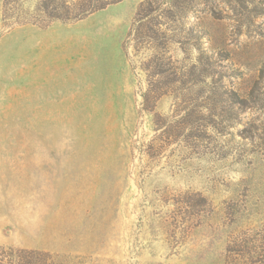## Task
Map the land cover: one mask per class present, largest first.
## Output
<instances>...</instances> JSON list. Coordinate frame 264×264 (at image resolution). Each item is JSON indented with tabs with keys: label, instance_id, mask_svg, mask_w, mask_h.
Returning a JSON list of instances; mask_svg holds the SVG:
<instances>
[{
	"label": "rangeland",
	"instance_id": "rangeland-1",
	"mask_svg": "<svg viewBox=\"0 0 264 264\" xmlns=\"http://www.w3.org/2000/svg\"><path fill=\"white\" fill-rule=\"evenodd\" d=\"M60 1L13 0L4 21L0 0V245L250 264L257 240L262 257L264 0H160L171 62L156 76L130 34L145 0L41 19Z\"/></svg>",
	"mask_w": 264,
	"mask_h": 264
},
{
	"label": "trees",
	"instance_id": "trees-1",
	"mask_svg": "<svg viewBox=\"0 0 264 264\" xmlns=\"http://www.w3.org/2000/svg\"><path fill=\"white\" fill-rule=\"evenodd\" d=\"M12 1L13 0H3L2 19L4 21L13 17L12 13L8 11V7ZM109 2L108 0H82L76 6V4H67L65 0H61L58 6L59 10L51 12L42 7H37V10L41 11L39 16L43 20L50 21L52 19H59L62 21H69L81 18L85 14L96 9L103 8ZM161 3L160 0L142 1L136 10L133 21L134 24L130 31V34H133L135 40V51H139L141 48L147 46V48H151L154 51L151 57L152 59L141 64V68L147 71V73L149 72L150 76L160 75L162 72L166 71L164 70L165 65L171 62V56L167 55L169 47L167 46L168 40L172 36L171 29L168 26H162V23L156 20V16L161 12ZM136 24L137 26H135L134 29V25ZM149 62H152L154 66L149 64ZM158 66L162 69L157 70L156 67ZM167 70L170 69L168 68ZM148 91L149 90L146 89L143 93V109H149L148 99L151 97ZM157 95L159 94L152 97L156 98ZM262 246V241L257 242V240H250L245 242V245L241 246L243 249H240V251H246L251 258L249 260L241 258V260L247 261L250 264H264V254L262 257H260L261 254H259L262 250L260 247ZM229 251L234 254L239 250H236L233 246ZM0 264H66V260L65 256L58 253L0 245Z\"/></svg>",
	"mask_w": 264,
	"mask_h": 264
}]
</instances>
